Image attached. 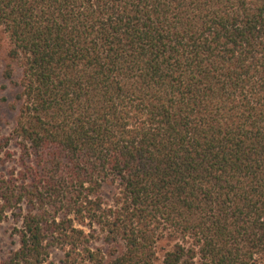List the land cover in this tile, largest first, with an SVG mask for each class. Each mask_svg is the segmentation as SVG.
Segmentation results:
<instances>
[{
	"label": "trees",
	"instance_id": "trees-1",
	"mask_svg": "<svg viewBox=\"0 0 264 264\" xmlns=\"http://www.w3.org/2000/svg\"><path fill=\"white\" fill-rule=\"evenodd\" d=\"M0 30V264L264 263V0H0Z\"/></svg>",
	"mask_w": 264,
	"mask_h": 264
},
{
	"label": "rangeland",
	"instance_id": "rangeland-1",
	"mask_svg": "<svg viewBox=\"0 0 264 264\" xmlns=\"http://www.w3.org/2000/svg\"><path fill=\"white\" fill-rule=\"evenodd\" d=\"M8 41L5 34L0 30V133L7 135L13 126L15 112L13 105L15 103L16 88L14 83L18 79L19 70L15 64H11L7 59ZM11 65L14 71L12 80L3 78V71L6 66ZM18 224L8 217L0 223V262L13 250L18 247V241L15 229ZM161 259V254L158 255ZM63 254L59 249L51 250L48 262L46 264H63ZM264 264V263H259Z\"/></svg>",
	"mask_w": 264,
	"mask_h": 264
}]
</instances>
